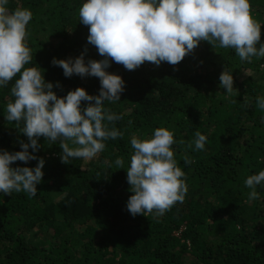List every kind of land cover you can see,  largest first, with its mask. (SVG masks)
Segmentation results:
<instances>
[{"label":"trees","instance_id":"1","mask_svg":"<svg viewBox=\"0 0 264 264\" xmlns=\"http://www.w3.org/2000/svg\"><path fill=\"white\" fill-rule=\"evenodd\" d=\"M82 2L9 0L7 5L9 11L31 10L25 43L33 59L26 67L40 68L58 97L78 87L99 95V78L65 77L51 64L54 57L75 58L85 47V63L104 58L87 41L89 26L79 20ZM250 4L264 43V0ZM109 60L106 71L121 76L125 90L120 101H106L104 107L122 117L109 127L123 136L105 141L91 161L70 158L69 164L60 160L59 140L49 144L38 138L34 154L45 165L36 196L0 193V264H264V188L257 187L259 199L248 201L251 190L244 184L264 170V111L256 103L264 97V57L242 61L234 49L200 41L176 65L145 61L127 70ZM224 69L233 76L231 94L220 87ZM13 84L0 88V149L9 152L21 150L18 141L28 142L20 131L23 122L5 118ZM89 103L94 101H82L81 107ZM159 127L174 132L172 149L188 191L163 216L133 217L126 208L132 195L126 178L134 151L130 140L150 137ZM196 132L207 137L204 150H195ZM185 157L191 162L185 164ZM117 158H123L124 169L116 168Z\"/></svg>","mask_w":264,"mask_h":264},{"label":"clouds","instance_id":"2","mask_svg":"<svg viewBox=\"0 0 264 264\" xmlns=\"http://www.w3.org/2000/svg\"><path fill=\"white\" fill-rule=\"evenodd\" d=\"M8 4L9 0H0V88L14 80V99L6 106L5 118L17 125L23 122L20 131L28 142L18 141L20 151L0 149V193L6 195L15 191L36 196L45 165V160L34 154L40 147L39 137L49 144L59 140L60 160L69 164L70 158L91 161L105 149V141L123 136L116 127H109L122 117L104 107L106 101H120L125 90L121 76L106 71L109 58L127 70H135L145 61L156 66L161 62L176 65L200 41L234 49L242 61L264 57L261 24L252 17L250 0H83L79 20L89 26L88 43L104 58L85 63V47L79 56L54 57L51 64L61 67L65 77L77 74L99 78V95H89L78 87L58 97L40 68L26 67L33 59L25 43L31 10L9 11ZM219 82L226 93L234 91L233 76L225 69ZM82 101L94 103L82 108ZM256 103L264 111V97H258ZM206 142L205 135L195 133V150H204ZM130 143L134 151L126 178L132 195L126 208L133 217L146 213L163 216L174 204L182 203L188 191L185 173L172 149L177 143L174 132L159 127L150 137L133 135ZM33 160L37 161L35 167L11 166L17 161L26 164ZM184 162L191 161L185 157ZM114 163L117 169H124L123 158ZM244 184L251 190L248 201L259 199L257 187L264 188V170L247 176Z\"/></svg>","mask_w":264,"mask_h":264}]
</instances>
